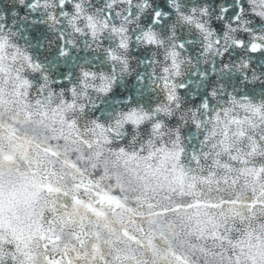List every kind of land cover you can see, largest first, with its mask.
Segmentation results:
<instances>
[{"label": "snow or ice", "instance_id": "obj_1", "mask_svg": "<svg viewBox=\"0 0 264 264\" xmlns=\"http://www.w3.org/2000/svg\"><path fill=\"white\" fill-rule=\"evenodd\" d=\"M0 264H264V0H0Z\"/></svg>", "mask_w": 264, "mask_h": 264}]
</instances>
